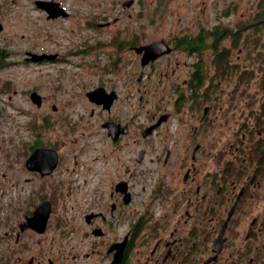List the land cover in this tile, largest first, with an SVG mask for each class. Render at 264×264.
Instances as JSON below:
<instances>
[{
    "label": "flooded vegetation",
    "instance_id": "af4514ba",
    "mask_svg": "<svg viewBox=\"0 0 264 264\" xmlns=\"http://www.w3.org/2000/svg\"><path fill=\"white\" fill-rule=\"evenodd\" d=\"M43 1L61 8H39L50 22L72 16ZM215 28L112 36L93 47H115L100 67L59 76L63 98L29 92L34 113L0 152V264H264V98H239L253 75L238 70L246 36L236 44ZM160 41L168 51L155 57L138 50ZM67 57L43 49L25 61Z\"/></svg>",
    "mask_w": 264,
    "mask_h": 264
},
{
    "label": "rangeland",
    "instance_id": "374dc122",
    "mask_svg": "<svg viewBox=\"0 0 264 264\" xmlns=\"http://www.w3.org/2000/svg\"><path fill=\"white\" fill-rule=\"evenodd\" d=\"M11 1L0 0V21L5 26L4 31L0 33V48L6 53L0 68V152H6L11 132L14 135L21 132L20 136L22 135L23 126L29 121L30 114L34 113L35 106L29 92L42 88L45 93L55 98L51 102L59 100L63 98L61 92L54 91L59 76L67 77L66 83H72V72H86L87 66L84 63L92 66V63L97 62L100 67L99 64L103 63L101 61L106 57L103 52L115 51L112 45L102 46L96 49L95 54L93 47L98 41L104 43L111 41L112 36H125L126 41L143 43L156 36L182 32L192 34L202 28L213 29L217 25L235 29L237 24L250 18L258 2L135 0L131 7L125 8L122 5L123 0H61L72 11V16L50 22L46 19V14L36 6L35 0H14L16 4L7 8L6 4ZM114 18H119V21L106 28L91 26V20L104 23L112 22ZM242 36H245V32ZM248 37L252 41L253 35ZM251 41L242 44L244 52L238 70L252 71V80L243 96L239 98L258 100L264 98V60L256 58L257 54L262 52V46L257 45L255 48ZM124 44V50L132 45ZM225 44L230 46L232 42L226 40ZM43 49L57 50L61 55L68 57L60 64H32L25 61L26 51ZM238 49L239 47L233 48L234 56L238 55ZM72 51L74 54L70 53ZM132 58H135L134 53L129 54L127 51L126 62ZM183 60L190 59L183 56ZM75 63L83 64L84 68H76ZM126 67L128 68V65ZM61 69L65 70L64 73ZM77 94L74 103H77L79 112L86 114L87 108L80 104L84 99L79 95L80 91Z\"/></svg>",
    "mask_w": 264,
    "mask_h": 264
},
{
    "label": "trees",
    "instance_id": "16d2710c",
    "mask_svg": "<svg viewBox=\"0 0 264 264\" xmlns=\"http://www.w3.org/2000/svg\"><path fill=\"white\" fill-rule=\"evenodd\" d=\"M215 29L216 31L213 30L212 34L216 35L217 37H222L224 35L235 36L237 38L235 42L236 44L241 41V36L244 34V32L246 39H244L243 44L249 43L251 40L249 39L248 35L250 36V34H252L253 39L251 42L255 45V48L257 45L262 46V52L258 53L256 58L259 60H264V0H258L255 11L250 16V18L237 24L235 29H226L218 25Z\"/></svg>",
    "mask_w": 264,
    "mask_h": 264
},
{
    "label": "water",
    "instance_id": "95a60500",
    "mask_svg": "<svg viewBox=\"0 0 264 264\" xmlns=\"http://www.w3.org/2000/svg\"><path fill=\"white\" fill-rule=\"evenodd\" d=\"M135 0H127L124 3V6L126 7H130L132 6V4L134 3ZM53 3L51 2H47V1H43V0H37L36 1V6L38 8L44 9L46 11L49 12V17H57L59 15H62L61 13V8L56 9L53 5ZM3 26L0 24V32L2 31ZM164 42L160 41V42H154L151 43L150 45L147 46H142L140 48H138V50L140 52L144 51L145 52V57H155L158 53L162 52V51H168V49L164 50L165 48H163ZM165 45V44H164ZM32 56H34V60H41L44 59L45 57H50L47 55H36V54H32ZM90 97H93V93L89 94ZM39 95L37 93H33L32 98L34 101H38Z\"/></svg>",
    "mask_w": 264,
    "mask_h": 264
}]
</instances>
